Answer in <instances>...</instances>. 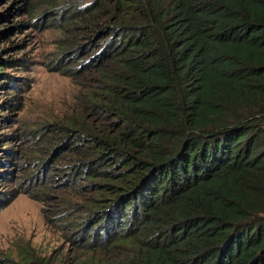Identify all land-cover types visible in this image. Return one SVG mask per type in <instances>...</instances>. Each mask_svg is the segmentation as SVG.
<instances>
[{
    "label": "trees",
    "instance_id": "trees-1",
    "mask_svg": "<svg viewBox=\"0 0 264 264\" xmlns=\"http://www.w3.org/2000/svg\"><path fill=\"white\" fill-rule=\"evenodd\" d=\"M76 13L90 47L72 75L94 76L93 114L115 120L98 129L85 110L64 126L76 177L108 196L75 226L84 256L59 264H264V0ZM31 259L17 263L56 264Z\"/></svg>",
    "mask_w": 264,
    "mask_h": 264
},
{
    "label": "rangeland",
    "instance_id": "rangeland-1",
    "mask_svg": "<svg viewBox=\"0 0 264 264\" xmlns=\"http://www.w3.org/2000/svg\"><path fill=\"white\" fill-rule=\"evenodd\" d=\"M91 1L0 0V57L8 64L0 66V264L84 256L75 226L95 199L108 196L76 177L77 159L60 139L85 110L98 129L115 120L93 114L86 94L94 76L72 75L88 63L90 45L87 24L69 21Z\"/></svg>",
    "mask_w": 264,
    "mask_h": 264
}]
</instances>
